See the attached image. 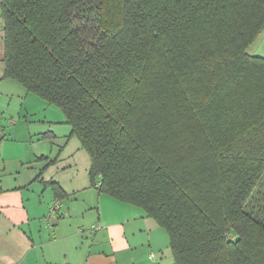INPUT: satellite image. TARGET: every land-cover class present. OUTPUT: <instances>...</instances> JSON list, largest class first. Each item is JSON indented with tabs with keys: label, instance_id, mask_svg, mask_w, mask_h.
<instances>
[{
	"label": "trees",
	"instance_id": "16d2710c",
	"mask_svg": "<svg viewBox=\"0 0 264 264\" xmlns=\"http://www.w3.org/2000/svg\"><path fill=\"white\" fill-rule=\"evenodd\" d=\"M0 7L4 76L62 109L94 185L144 208L174 264H264V0Z\"/></svg>",
	"mask_w": 264,
	"mask_h": 264
},
{
	"label": "crops",
	"instance_id": "0c3cea01",
	"mask_svg": "<svg viewBox=\"0 0 264 264\" xmlns=\"http://www.w3.org/2000/svg\"><path fill=\"white\" fill-rule=\"evenodd\" d=\"M4 34L0 7V130L6 123L17 125L5 113L16 92L23 93L19 81L4 76ZM5 136L0 133V142ZM68 136L75 135L70 131ZM71 155V162L61 167L64 174L56 177L49 170L58 157L43 153L37 160L46 164L34 168L24 154L12 157L0 151V264H163L155 254L170 246L166 230L144 208L100 191L99 177L94 185L90 175V156L80 176L76 151ZM85 216L94 233L78 228Z\"/></svg>",
	"mask_w": 264,
	"mask_h": 264
},
{
	"label": "rangeland",
	"instance_id": "374dc122",
	"mask_svg": "<svg viewBox=\"0 0 264 264\" xmlns=\"http://www.w3.org/2000/svg\"><path fill=\"white\" fill-rule=\"evenodd\" d=\"M248 52L264 57V30L248 47ZM9 82L17 81L9 79ZM17 84L23 89V93L16 92V96L10 105L11 111L5 113V117L15 121L17 125L12 123L3 124L4 128L0 130V133H5L6 136L5 140L3 139L0 142V145L2 144L1 153L12 157L24 154L25 157L33 161L31 165L34 168L46 164L44 162L46 160H37L43 153L49 156V159L58 157V164L49 170L52 176L57 177L59 174H64L61 167L71 162V154L76 151L81 176L89 163V155L86 150L81 148L78 137L68 138L71 127L66 123V116L62 109L48 103L42 97L28 92L20 83ZM6 102L7 100H3V105ZM2 113L0 112V118ZM87 219V216L84 220L79 217V221H82L78 228H80V231L84 230L85 232L89 229L94 233V228L85 223ZM162 230L165 232L163 228ZM165 234L167 233L165 232ZM163 249L156 251L155 256L162 258L163 264H174V257L169 243L167 248ZM149 264H155V262L150 261Z\"/></svg>",
	"mask_w": 264,
	"mask_h": 264
},
{
	"label": "built area",
	"instance_id": "2783aa9c",
	"mask_svg": "<svg viewBox=\"0 0 264 264\" xmlns=\"http://www.w3.org/2000/svg\"><path fill=\"white\" fill-rule=\"evenodd\" d=\"M54 208H55V209H58V208H59V204H56V205L54 206Z\"/></svg>",
	"mask_w": 264,
	"mask_h": 264
}]
</instances>
